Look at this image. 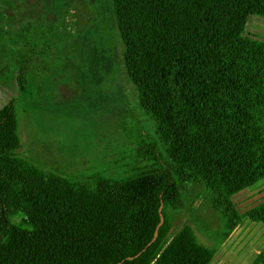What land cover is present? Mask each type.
<instances>
[{"label":"trees","instance_id":"1","mask_svg":"<svg viewBox=\"0 0 264 264\" xmlns=\"http://www.w3.org/2000/svg\"><path fill=\"white\" fill-rule=\"evenodd\" d=\"M109 2L154 132L139 129L130 172L72 182L17 154L18 101L0 108V264H211L245 220L264 226V203L242 215L233 202L264 181V40L246 33L264 0ZM16 21L0 10V77L14 61L9 83L25 93L30 75L51 73L57 28ZM184 212L165 246L169 217Z\"/></svg>","mask_w":264,"mask_h":264},{"label":"rangeland","instance_id":"2","mask_svg":"<svg viewBox=\"0 0 264 264\" xmlns=\"http://www.w3.org/2000/svg\"><path fill=\"white\" fill-rule=\"evenodd\" d=\"M7 2L14 4L13 10L5 7ZM0 4L6 16L17 15L19 32L30 23L34 32L45 36L57 28L48 76L30 75L25 93L9 83L17 72L14 61L11 73L0 77V108L14 98L18 101L17 154L72 182L97 173L116 178L130 172L138 161L139 129L154 132V127L143 116L138 90L129 78L126 50L109 0H0ZM40 20L45 26L36 27ZM246 33L264 40V19L250 17ZM192 188L186 187L184 194L196 202L200 193ZM233 202L242 215L264 203V181L233 197ZM186 214L169 217L165 246L190 223ZM197 236L211 246L203 235ZM263 248L264 226L245 220L211 264H254Z\"/></svg>","mask_w":264,"mask_h":264},{"label":"water","instance_id":"3","mask_svg":"<svg viewBox=\"0 0 264 264\" xmlns=\"http://www.w3.org/2000/svg\"><path fill=\"white\" fill-rule=\"evenodd\" d=\"M160 212H161V223L160 225L158 226L157 230H156V233H155V238L154 240L148 245V247L144 250V252L158 239L159 237V231L161 229V227L163 226L164 222H165V219H164V216L162 214V208L160 209ZM130 260H133V258H131Z\"/></svg>","mask_w":264,"mask_h":264},{"label":"crops","instance_id":"4","mask_svg":"<svg viewBox=\"0 0 264 264\" xmlns=\"http://www.w3.org/2000/svg\"><path fill=\"white\" fill-rule=\"evenodd\" d=\"M258 255H259V254H258ZM256 259H257V258H256ZM256 259H255V260H256ZM254 263H255V261H254Z\"/></svg>","mask_w":264,"mask_h":264}]
</instances>
